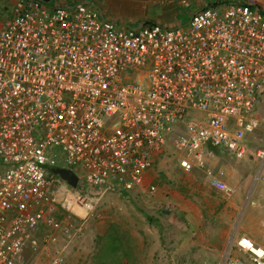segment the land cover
<instances>
[{"label": "built area", "instance_id": "obj_1", "mask_svg": "<svg viewBox=\"0 0 264 264\" xmlns=\"http://www.w3.org/2000/svg\"><path fill=\"white\" fill-rule=\"evenodd\" d=\"M223 1L183 27L138 29L83 3L16 1L0 32V264L38 254L63 264L60 234L83 240L93 205L79 184L52 192L62 180L51 170H72L86 187L133 192L179 128V166L236 193L211 162L217 153L244 159L248 135L264 128V0ZM255 158L264 184V146ZM235 248L264 264V247L251 239Z\"/></svg>", "mask_w": 264, "mask_h": 264}, {"label": "rangeland", "instance_id": "obj_2", "mask_svg": "<svg viewBox=\"0 0 264 264\" xmlns=\"http://www.w3.org/2000/svg\"><path fill=\"white\" fill-rule=\"evenodd\" d=\"M47 6L55 8L56 1L47 3ZM190 13L188 10L180 11L176 21L187 22ZM12 15L10 8L0 10V32L3 22ZM257 113L264 119V93L259 100ZM181 134L182 128H179L172 135L166 152L155 162L151 182L141 189L126 192L122 188L111 187L106 191L104 188L86 187L82 181L79 182V191L88 195L93 205L94 215L88 221L85 233L90 238L92 250L96 251L92 257H100L96 264H140L139 257L146 250L155 255L162 251H174L186 235L198 243L205 242L208 236L227 235V255L221 259L222 263L231 253L235 241L243 236L249 237V232L258 241L249 238L256 245L264 247V184L259 183V163L255 158L256 151L264 146V128L248 135V152L244 159H236L226 153L217 155L215 162L223 160L224 164H217L216 169L229 173L228 181L223 178L236 190L233 196L211 190L201 171L186 172L179 166L173 143ZM61 184L63 181L58 183ZM151 184L158 186L154 195L148 193ZM63 213L58 207V218L63 219ZM147 217L152 221L149 222ZM105 239L107 243L101 246L100 241ZM95 242L99 243L94 247ZM62 257L63 264H68L64 254ZM79 262L86 263L83 259H79ZM27 264H51V259L38 255L30 257ZM70 264H76V259H71Z\"/></svg>", "mask_w": 264, "mask_h": 264}, {"label": "crops", "instance_id": "obj_3", "mask_svg": "<svg viewBox=\"0 0 264 264\" xmlns=\"http://www.w3.org/2000/svg\"><path fill=\"white\" fill-rule=\"evenodd\" d=\"M16 1L17 0H0V10L3 8H10L11 11H13ZM51 1H56V6H54L55 8L58 7L68 8L78 3L87 4L91 8H95L96 10L101 12L102 16L105 19L122 27H132L136 29L141 28L143 26H150L153 24H158L168 28L169 27L175 28L179 24H185L183 26H186L188 25L192 16L195 13L202 10L203 8L214 7L216 4H219L220 2H226L223 0H72L75 1L74 3H72L71 0H51ZM183 2H186V4H184ZM182 10H188L189 12H191L190 18L187 22L180 21L179 23L176 21V19L178 16H180V11ZM7 21L3 22L2 28L4 27ZM215 160L216 159H214L211 162V167L213 168L215 167L214 171L216 172L217 171L216 165L219 163L224 164V161L220 160L218 162H215ZM216 174L218 175L219 179L227 183L226 182L228 181L227 176H229L228 172L225 173V171L219 170L216 172ZM223 176L225 177L226 181L224 180ZM152 177H153V173L151 170L146 175L145 184H149L152 180ZM54 186L55 187L54 190H52V192L55 191L58 186H61L64 189L70 188L69 185L64 181L63 184L61 185L56 184ZM208 187L213 191L219 192L211 188L209 185ZM54 195L56 196V199H58V194L57 193L52 194V196ZM58 207L60 208V206ZM76 209L79 211H77ZM73 211L78 215H84L86 212L85 209L76 206L73 207ZM165 213L169 214L168 212ZM247 214L248 213H246V216ZM243 221L246 226L247 220L245 219V217ZM227 233L228 231H226V234ZM247 234L249 235V237L255 239V242L258 241L255 238V235L250 234V232ZM89 240L90 238L86 237V233L82 241H77L72 239L68 240L66 236L60 234L59 244L55 249L64 247L63 252H64V256L66 257L65 262L68 261L67 262L68 264H70L71 259L73 260L76 259V264H80L79 259H83V261L85 260L86 261L85 264H96V262H98L100 257L99 259L97 258L94 259L92 257L96 251L92 250L91 247L92 243L90 244ZM181 242L182 244H180V246L176 250L171 252L162 251V252H158L155 255L154 252H150L146 250V252H144L143 255L139 257V259H141L140 264H164V263L165 264H226L227 260L230 258L240 259L245 264H253L251 259L247 255L237 251L235 247L231 248V253H229L225 263L221 262L223 256L227 255V250H226L228 248L227 235L226 236L220 235L218 237H212V238H209L208 236L205 238V242L203 240L200 241L201 243L194 241L192 238L189 237V235H186L184 236V238L181 239ZM212 242L213 244L211 245ZM97 243L99 242L94 243V247L97 246ZM106 243H107L106 239L104 241H100L101 246H103ZM160 253H162V255H160ZM38 255L44 256V254H38ZM38 255L30 256V257L32 258L37 257Z\"/></svg>", "mask_w": 264, "mask_h": 264}, {"label": "water", "instance_id": "obj_4", "mask_svg": "<svg viewBox=\"0 0 264 264\" xmlns=\"http://www.w3.org/2000/svg\"><path fill=\"white\" fill-rule=\"evenodd\" d=\"M40 1L44 3H49L51 0H40ZM51 172L55 176L59 177L62 181L67 183L73 189H77L78 184H79V179L72 170L65 169V168H58V169L51 170Z\"/></svg>", "mask_w": 264, "mask_h": 264}, {"label": "trees", "instance_id": "obj_5", "mask_svg": "<svg viewBox=\"0 0 264 264\" xmlns=\"http://www.w3.org/2000/svg\"><path fill=\"white\" fill-rule=\"evenodd\" d=\"M147 220L150 222V221H152V218H150V217H147Z\"/></svg>", "mask_w": 264, "mask_h": 264}, {"label": "clouds", "instance_id": "obj_6", "mask_svg": "<svg viewBox=\"0 0 264 264\" xmlns=\"http://www.w3.org/2000/svg\"><path fill=\"white\" fill-rule=\"evenodd\" d=\"M60 179V178H59ZM236 242V241H235ZM234 247H235V245H234ZM236 249V248H235Z\"/></svg>", "mask_w": 264, "mask_h": 264}]
</instances>
